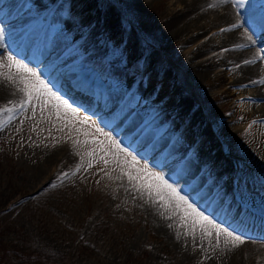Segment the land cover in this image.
I'll return each instance as SVG.
<instances>
[{"label": "rangeland", "instance_id": "1", "mask_svg": "<svg viewBox=\"0 0 264 264\" xmlns=\"http://www.w3.org/2000/svg\"><path fill=\"white\" fill-rule=\"evenodd\" d=\"M133 1L0 0V25L5 36L0 61L6 63L11 53L37 68L52 85L65 78L74 79V84L95 81L100 88L98 96L99 92L105 96V101L100 97L105 109L91 114L86 109L90 105L77 107L71 103L73 107L111 132L142 164L155 171H161L159 162L172 167L167 178L170 183L175 184L170 178L175 179L185 165L197 162L198 175L209 171L200 161L206 156L200 146L208 142L206 151L215 156L211 164L225 166L228 174L222 183L229 187L227 195L233 194L226 199L228 206L222 203L225 194L220 193L221 214L226 215L225 207L239 209L241 200L247 219L254 212L264 215V194L260 193L264 190V160L259 159L264 158V117L259 113L264 98L256 97L253 86L235 84L226 90L234 78L229 72L219 73L223 68L213 66L214 72L221 74L219 79H205L192 69L191 51L219 29L196 43L182 45L181 40L165 32L166 15L175 0H141L138 7ZM15 5L22 21L11 17L10 9ZM63 11L68 15L60 16ZM90 33L93 44L87 39ZM88 42L90 45H86ZM257 42L254 49L264 62V31ZM113 48L118 53L115 57L111 55ZM90 50L105 54L93 61L87 57ZM58 51L65 58L55 63L52 57ZM210 53L198 59L215 54ZM109 96L113 99L108 101ZM182 101L195 117L179 107ZM118 103L121 106H116ZM128 112L143 115V130L134 138L123 134ZM159 117L168 124L158 122L157 126ZM54 123L47 119V113L41 119L37 110L33 118L29 110L26 116L16 117L0 137V244L11 245L27 259L23 262L10 254L0 264H179L170 243L138 205L127 177L98 158L89 168L85 137L75 132L69 135L67 129L60 131ZM149 129H153L152 134L140 143ZM76 140L81 143L76 144ZM254 148L261 157H254ZM53 149L66 150L67 158H57L43 177L33 178L32 169L41 166L38 153L44 155ZM200 180L204 188L211 183V176ZM209 194L212 198L220 196L218 186L213 185ZM203 261L201 255L180 263Z\"/></svg>", "mask_w": 264, "mask_h": 264}, {"label": "bare ground", "instance_id": "2", "mask_svg": "<svg viewBox=\"0 0 264 264\" xmlns=\"http://www.w3.org/2000/svg\"><path fill=\"white\" fill-rule=\"evenodd\" d=\"M134 1L136 2L135 6L137 7L142 6L141 0H134ZM144 2L146 3V1ZM209 5H215V7L210 8ZM172 7H173L172 9L169 7L171 11L166 15L167 22L165 24V32L169 36L181 40L182 45L196 43L197 39L199 40V38L204 37L206 34H209L208 32L219 29L218 31L216 30L217 32H213V35L210 38V40L208 39L200 44H197L195 48L191 51L190 56L192 57L191 63L193 70L197 71L199 75L205 79L207 78L219 79L221 74L223 75L224 73L229 72L231 75L230 77L234 78V80L231 83H229V87L226 90L231 89L232 87H234L233 85L235 84L247 85L248 87L253 86V90L256 97L264 98V84L259 83L260 80H263L264 62L262 56L259 55V51H257V49H254L256 48V45L258 43L257 37L259 36L260 32L264 30L257 28V30L253 33L248 27V19L250 14L254 13L257 18H259L262 14H264V0H260V1L243 0V3L239 5H235L233 3V0H175V3L172 5ZM19 10L20 9L18 8L17 5H15L13 8L10 9V12L12 14L11 16L12 19H16L19 21L23 20L21 19L22 17L19 18L18 16ZM102 17L104 16L102 15ZM236 23L241 24L242 27L233 31H224V32L221 31V29L231 28V26ZM0 28L4 29V26L0 25ZM91 33L95 35L96 32L95 30H91ZM91 33L87 35V39H89L90 41L92 40ZM246 34L251 35L253 37V40L255 41L254 45L247 40ZM4 43L5 41L3 42L2 45H4ZM89 43L90 42H88L86 45H88ZM90 44H93V42L91 41ZM41 50H39V53H42L40 52ZM210 52L212 53L215 52V54L205 59H202L201 61L198 59L200 57L207 55ZM55 54L56 55H53L52 57L53 62L60 63L62 62V60H64L65 57L61 56L62 53L60 51L56 52ZM103 54H105L103 51L92 52L90 50V53H88L87 57L95 61L98 60V58L99 59L102 58ZM213 60H216V63H214ZM245 60H253L256 61V63L253 65H246L244 63ZM40 62H38L37 64H39ZM214 65L217 66L218 68H223V70L219 72L221 73L220 75H218L219 73H215L216 71L214 72L215 70V68L213 67ZM105 71L106 69H104V72ZM109 74H111V72ZM232 74L235 76L233 77ZM252 81H257V83H252ZM68 82L69 84L64 83L62 85V88L68 87V89L79 90L81 92H88L90 90L91 93L94 92L92 93L93 96L99 97L97 94L98 89L100 90L99 87H94L95 90L94 88L87 90L81 85L80 82L75 84L77 87H73L72 85H70L71 83L74 84L73 80ZM225 85L228 86V84ZM121 88L123 87L121 86ZM99 95L100 97H102V99H104V101L106 100L102 92H99ZM22 98H23L22 93L18 91L17 85L8 82L5 79L0 80V106L1 105L10 106V102L18 103ZM76 98L78 99V101L77 103L76 101H74L73 104L74 106L77 107H79L82 104L85 105L87 102L91 101L90 98L88 97L84 98L83 96H80L77 93L73 99ZM79 98H83V99H79ZM111 98L112 97L109 96L107 100L109 101V99ZM86 99H88L89 101H87ZM102 99L100 98V100ZM96 106L97 104L94 102L91 107V111L89 113L92 114L93 112H95ZM116 106H121V103H118V105ZM188 106L189 105L184 101H182L179 104V107L181 109H183L184 111L186 110V113L191 114L192 117H195L194 111ZM103 109H105V107H101V110ZM259 113L261 114V116L264 117V107L259 111ZM115 116L117 117L118 115ZM118 119L121 118L119 117ZM142 119H143L142 113L139 112L138 115L137 114L132 115V113L128 112L125 118L126 123L122 125L124 126V133H123L124 136L134 138L138 135H141L143 128L140 129V125H141L140 121ZM158 122L159 123L165 122V124L166 123L168 124V121L164 120L162 117L158 118L156 124L157 126H159ZM189 122H191V117ZM261 122L264 123L263 120H261ZM11 125L12 123L6 126L3 130H0V137H2L8 132V129L10 128ZM152 132L153 129H149L148 133L145 136H143L140 143H143L147 138H149ZM207 145L208 142H205L202 143V145L200 146V150L203 151V154L206 155L200 161L204 162L205 166L207 164V168L209 169V171L203 172L202 175L201 174L198 175V169H197L198 164L196 162L193 163L192 165H187V166L185 165L183 167V171L177 174L175 179H173V177L170 179L175 181V185L181 189L182 193L188 195L190 200H192L193 202L197 201L198 202L197 206L201 210H203L206 214H209V216L212 219H214L218 223H223V226L229 228V230H235L237 233L242 234L246 238L245 244L236 248H232L230 244L226 246L223 243V239H222L219 248H209L208 240L206 239L202 240L199 231L196 232L195 239H193V236L190 234L189 229L181 227V221L178 215H175L170 211L164 210L159 204L150 200L146 193H141L140 191H138L137 187L133 183H129L128 180H127L128 181L127 185L129 186V189L130 187L132 188L138 205L141 207L143 213H145V215L148 218H150V221L152 222L156 231L160 234V236H163L172 246L174 251L173 254L174 258L179 261V264H181L180 262H185L189 259L200 257L201 255L203 256V260H204L203 264H264V237L252 235V233H247L248 232L247 230H243V228L246 226H243L241 222L243 218L245 220V215H243V218H240L239 220H238L239 217H237L236 215H232V218L236 220V222L230 224L228 223V221L224 219V216H221L220 214L221 211L219 210V208L221 207V205L219 203L220 201L219 198H216L215 202L213 203L214 208L212 207V210L211 209L209 210L206 207V205L201 203V199L203 200L205 199L206 202L205 204H209L212 202V198L208 196L209 194L208 191L213 188V185L218 186L219 194L224 193L225 195H227L230 191L229 187L225 185L224 182L222 183L223 180L225 181L228 171L223 164H219L217 162L214 163L213 165L211 164L213 163L215 156L211 154L209 151H206L207 149H209ZM253 145L255 147L258 146V141L255 140ZM40 152L38 153V155L39 156L41 155L39 158L40 159L39 163L41 164V166L39 168L34 166V169H32L35 170L33 174V178L43 177L46 169L48 167H51V165H54V162L57 161V158L61 160L66 159L68 155V152L64 149H60V150L53 149L50 152L46 151L47 153L44 155L42 154L43 152L41 154ZM252 152L255 155L254 157H256L257 154L261 157L260 153L256 150V148H254ZM259 159L264 160V158L262 157ZM157 164L161 168L160 172L163 175H165L166 178H169V175H171V173L173 172L172 167L169 168L167 167V165L161 166L160 162ZM211 173L214 176H212ZM173 175L175 176V174ZM207 175L211 176V183L206 187L204 186L205 188L203 189L200 179L207 177ZM212 177H214V179ZM185 184L189 185V187L187 188ZM238 191L237 193H239ZM260 193L264 194V190H261ZM220 196L222 195L220 194ZM227 204H229V202L226 203V205ZM216 209L219 210V212L216 211ZM234 210L235 208H232L231 211L229 212L233 213ZM214 243L215 241L213 240V244ZM206 257H210V258H206Z\"/></svg>", "mask_w": 264, "mask_h": 264}, {"label": "snow or ice", "instance_id": "3", "mask_svg": "<svg viewBox=\"0 0 264 264\" xmlns=\"http://www.w3.org/2000/svg\"><path fill=\"white\" fill-rule=\"evenodd\" d=\"M233 3L239 5L243 3V0H233ZM209 7L213 8L215 5H209ZM59 15L67 16L68 13L63 11ZM241 27V24L236 23L231 28L221 29V31H233ZM248 27L253 33L257 28L264 30V14L259 18L254 13L250 14ZM4 38V29L0 28V45L3 44ZM247 40L251 44H255L251 35H247ZM111 55L113 57L118 55L115 48L112 49ZM244 63L253 65L256 61L245 60ZM0 78L17 85L18 91L22 93L23 97L18 103L10 102V106L6 105L0 108V130L11 124L16 117L26 116L29 110H31L33 118L36 116L37 110H39L41 119H45V113H47V119L50 122L54 120L53 126H59L58 130L67 129L69 135L75 132L85 137L83 145L89 149L86 151L89 168L93 166V161H96L97 158L105 166L111 163L115 166L114 170L119 168L121 176L127 177L129 183H133L138 191L146 193L150 200L159 204L164 210L178 215L181 227L189 229L193 239H195L196 232L199 231L201 239L208 240L209 248H219L222 239L226 246L230 244L232 248L246 243V238L242 234L235 230H229L206 215L190 200L188 195L182 194L181 189L174 183H170L160 171L153 170L146 163L142 164L140 159L123 146L120 140L91 120L89 115L81 116L77 108L73 107L58 90H54V85L37 68L30 67L29 64L22 62L10 53L6 57V63L0 61ZM252 83H257V81H252ZM259 83L264 84V80H260ZM84 86L93 89L95 81L85 80ZM75 143L80 144L81 142L76 140ZM64 175L67 176L68 173Z\"/></svg>", "mask_w": 264, "mask_h": 264}, {"label": "trees", "instance_id": "4", "mask_svg": "<svg viewBox=\"0 0 264 264\" xmlns=\"http://www.w3.org/2000/svg\"><path fill=\"white\" fill-rule=\"evenodd\" d=\"M2 247L5 249H4V253H0V262H2V261L5 262L6 258H8L10 256V254H12L16 259L22 260L23 262H26L27 259H25V260L23 259V258H25L24 253L12 250L13 248L11 247V245H8L6 247V245L0 244V249H2ZM4 262H3V264H5Z\"/></svg>", "mask_w": 264, "mask_h": 264}]
</instances>
